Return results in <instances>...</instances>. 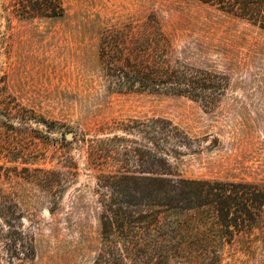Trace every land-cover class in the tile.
I'll list each match as a JSON object with an SVG mask.
<instances>
[{
	"label": "rangeland",
	"instance_id": "1",
	"mask_svg": "<svg viewBox=\"0 0 264 264\" xmlns=\"http://www.w3.org/2000/svg\"><path fill=\"white\" fill-rule=\"evenodd\" d=\"M12 1L0 0V190L16 195L22 230L34 238L30 264H94L105 191L88 169L84 140L125 136L119 128L130 121L162 118L188 134L191 148L173 160L184 177L264 181L259 26L199 0H63L58 18L19 17ZM151 16L180 47L201 42L227 53L230 87L217 106L110 89L103 33L142 27ZM126 138L116 145L135 146ZM237 245L224 264H264L263 249L248 262Z\"/></svg>",
	"mask_w": 264,
	"mask_h": 264
},
{
	"label": "trees",
	"instance_id": "2",
	"mask_svg": "<svg viewBox=\"0 0 264 264\" xmlns=\"http://www.w3.org/2000/svg\"><path fill=\"white\" fill-rule=\"evenodd\" d=\"M199 1L264 30V0ZM11 7L22 18L65 15L63 0H13ZM100 43L115 93L173 94L211 110L229 90L226 52L201 42L180 47L154 16L139 28L107 30ZM119 129L125 136L86 139L82 150L105 191L94 264H224L227 248L237 244L248 262L264 252V181L184 177L173 160L191 139L169 120H133ZM126 136L135 146L116 145L129 142ZM22 222L16 195L0 190V264L35 260L34 238Z\"/></svg>",
	"mask_w": 264,
	"mask_h": 264
},
{
	"label": "water",
	"instance_id": "3",
	"mask_svg": "<svg viewBox=\"0 0 264 264\" xmlns=\"http://www.w3.org/2000/svg\"><path fill=\"white\" fill-rule=\"evenodd\" d=\"M69 137H70V135H69Z\"/></svg>",
	"mask_w": 264,
	"mask_h": 264
}]
</instances>
